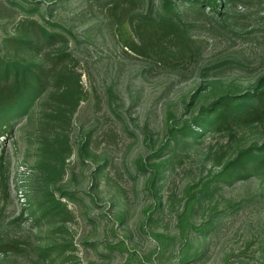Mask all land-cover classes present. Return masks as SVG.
<instances>
[{
    "label": "rangeland",
    "instance_id": "rangeland-1",
    "mask_svg": "<svg viewBox=\"0 0 264 264\" xmlns=\"http://www.w3.org/2000/svg\"><path fill=\"white\" fill-rule=\"evenodd\" d=\"M225 2L221 23L182 16L201 55L174 67L138 51L174 37L135 22L150 0L126 6L127 15L110 0H0V56L45 68L59 52L73 58L67 83L51 77L0 136V244L17 246L0 251V264H264V176L213 181L199 193L219 179L217 163L264 142V125L230 142L206 129L199 145L177 148L150 190L153 168L172 155L170 131L264 75V0ZM23 18L64 39L37 52L6 45ZM209 146L224 158L206 159Z\"/></svg>",
    "mask_w": 264,
    "mask_h": 264
},
{
    "label": "trees",
    "instance_id": "trees-1",
    "mask_svg": "<svg viewBox=\"0 0 264 264\" xmlns=\"http://www.w3.org/2000/svg\"><path fill=\"white\" fill-rule=\"evenodd\" d=\"M141 1L143 0H110L111 8L122 11L123 15H127L126 6L132 4L138 6ZM227 1L234 2L235 0ZM225 8H227L225 0H150L146 14L137 15L134 19L135 22L147 26L150 28L149 31L153 32L170 29L174 37L163 35L156 39H149L147 47L138 51L154 56L167 65L186 67L201 55V47L186 34L187 24L183 22L182 16L191 13L196 19L221 23L224 16L227 15ZM121 20L119 25L124 26L125 21ZM132 21L133 19L130 20V22ZM14 33L3 40L6 45L30 49L34 52L41 51L47 43L64 39L63 34L48 30L45 25L30 18L19 20ZM124 44L137 50L133 42L125 40ZM72 59V56H69L66 51H62L54 61L50 62L51 66L45 68L40 64L26 61L24 57L18 58L11 55L5 58L0 56V136L11 131L13 121L25 114L28 105L39 95L51 77L56 81L67 83L65 78L67 71L70 70L69 63ZM207 70L209 68H204L203 74ZM70 91V88L67 87L62 95L63 97L68 96L70 101H74L71 107L73 110L78 104V99L73 98L72 94H69ZM263 125L264 75L255 82L253 87L246 88L240 93L226 92L217 96L210 103L200 107L197 117L191 124H185L181 128L170 131L167 146L172 155L169 154L166 160L159 162L156 164V168H153L150 190L154 194L156 193L154 181L159 176L158 171L161 167L169 166L177 148L179 146L187 148L188 152L193 145H199L201 141L197 138H201L206 129L221 131L230 142L236 139L241 132ZM209 157L212 160L220 161L224 155L219 148L214 149L213 146H209L206 148L205 158ZM217 164L220 166V170L215 176L219 179L211 178L205 181L199 191L200 194L210 193L213 190V186H211L213 181L218 183L235 176L247 177L251 172L260 178L261 175L264 176V142L258 146L253 144L240 149L232 159ZM215 176L214 178H216ZM9 248L17 251L15 245L0 244V251H7ZM196 254L197 251L188 252L186 258L181 257L179 261L180 263L184 262Z\"/></svg>",
    "mask_w": 264,
    "mask_h": 264
}]
</instances>
